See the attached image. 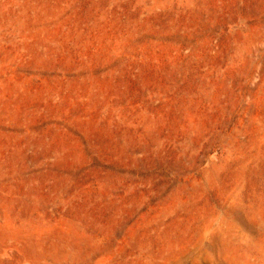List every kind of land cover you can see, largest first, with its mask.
<instances>
[{
	"label": "rangeland",
	"instance_id": "rangeland-1",
	"mask_svg": "<svg viewBox=\"0 0 264 264\" xmlns=\"http://www.w3.org/2000/svg\"><path fill=\"white\" fill-rule=\"evenodd\" d=\"M0 264H264V0H0Z\"/></svg>",
	"mask_w": 264,
	"mask_h": 264
}]
</instances>
